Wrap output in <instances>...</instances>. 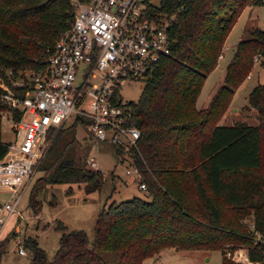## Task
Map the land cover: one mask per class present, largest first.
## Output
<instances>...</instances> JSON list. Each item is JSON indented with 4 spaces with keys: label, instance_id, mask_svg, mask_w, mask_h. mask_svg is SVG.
Masks as SVG:
<instances>
[{
    "label": "trees",
    "instance_id": "obj_1",
    "mask_svg": "<svg viewBox=\"0 0 264 264\" xmlns=\"http://www.w3.org/2000/svg\"><path fill=\"white\" fill-rule=\"evenodd\" d=\"M262 4L264 0H145L147 17L168 22L172 40L171 53L154 66L138 99L127 102L130 123L140 130L131 158L150 199L134 196L103 207L93 241L84 230L59 224L62 233L52 260L27 237L30 264H142L170 247L219 250L223 264H247L230 258L236 249H244L251 264L260 260L264 245L253 240L254 232L264 233V84L254 85L247 95L255 124L217 121L253 59L264 65V28L245 30L206 105L197 108L195 102L240 12ZM72 19L69 0H0V83L23 97L27 87H12L11 80L41 68ZM4 114L13 120L20 116L0 98V159L10 146L2 138ZM88 123L75 116L49 132L50 145L37 167L43 176L30 197L34 213L44 182L100 188L102 174L87 167L90 146L77 133V126L86 131ZM115 153L121 151L115 147ZM2 246L0 241V258Z\"/></svg>",
    "mask_w": 264,
    "mask_h": 264
},
{
    "label": "built area",
    "instance_id": "obj_2",
    "mask_svg": "<svg viewBox=\"0 0 264 264\" xmlns=\"http://www.w3.org/2000/svg\"><path fill=\"white\" fill-rule=\"evenodd\" d=\"M69 2L73 8L71 26L59 34L45 64L27 71L25 78L11 80L12 87H27L24 96L0 83V98L20 113L17 120L7 116L14 141L0 159V186L12 192L0 201L1 226L16 211L22 191L45 157L49 132L71 115L89 121L86 131L95 142L109 143L121 151V157L127 155L131 168L126 174L146 189L131 158L140 130L130 123L131 107L122 99L120 89L133 80L145 81L154 66L171 53L169 23L147 17L145 0ZM86 162L97 165L92 156ZM253 243L264 245V233L254 232ZM18 251L26 253L22 246ZM255 264H264V247Z\"/></svg>",
    "mask_w": 264,
    "mask_h": 264
},
{
    "label": "rangeland",
    "instance_id": "obj_3",
    "mask_svg": "<svg viewBox=\"0 0 264 264\" xmlns=\"http://www.w3.org/2000/svg\"><path fill=\"white\" fill-rule=\"evenodd\" d=\"M151 1L158 3V0ZM250 27L264 28V4L246 6L238 15L224 40L216 66L206 75L202 83L196 100L197 107L202 99L206 101L221 81L222 73L230 60L235 43ZM85 66L83 64L82 71ZM22 75L25 78L28 74ZM91 80L96 82L97 77ZM258 83L264 84V65L259 64V60L253 59L248 75L234 88L229 105L217 122L230 124L233 121H245L247 124H255V112L246 105H248V92ZM143 85V79L133 80L123 85L120 89L122 99L127 102L136 101ZM7 116L4 114L2 117V138L5 141H14ZM73 119L74 115H71L66 123L70 124ZM77 130L78 137H84L85 143L90 146L89 156L96 160L95 168L102 174L103 181L100 188L87 191L85 182H44L36 196L35 205L38 210L34 213L30 205V197L43 176V171L38 169L22 191L16 211L2 226L0 225V241L3 242L0 264H30L31 251L24 244L27 237L34 238L38 246L44 250L47 259L52 260L57 252L62 233L59 224L66 226L67 229H82L86 232L88 239L93 241L95 222L103 207L113 201L119 202L134 196L145 200L150 199V195L144 189L139 188L133 177L126 174V169L131 168L127 155L121 157L118 153L116 154L115 147L109 143L95 142L80 125L77 126ZM11 192L10 189L0 186V201L7 200ZM245 221L249 223L250 219L246 218ZM19 246L25 249V254L18 251ZM230 258L239 263H246L244 249L234 250ZM142 264L223 263L219 250L205 251L170 247L162 249L156 257L146 258Z\"/></svg>",
    "mask_w": 264,
    "mask_h": 264
},
{
    "label": "crops",
    "instance_id": "obj_4",
    "mask_svg": "<svg viewBox=\"0 0 264 264\" xmlns=\"http://www.w3.org/2000/svg\"><path fill=\"white\" fill-rule=\"evenodd\" d=\"M212 92H213V91H212ZM212 92H211V93H212ZM211 93L209 94V96L211 95ZM209 96L207 97L206 101L203 100V99L200 101V103H199V107H197V104H196V102H195V106H196L197 108H202V107H204V106L206 105V103H207V100H208ZM197 97H198V96H197ZM196 100H197V98H196Z\"/></svg>",
    "mask_w": 264,
    "mask_h": 264
},
{
    "label": "water",
    "instance_id": "obj_5",
    "mask_svg": "<svg viewBox=\"0 0 264 264\" xmlns=\"http://www.w3.org/2000/svg\"><path fill=\"white\" fill-rule=\"evenodd\" d=\"M87 167H88L89 169H91V170L96 169L94 166H92V165H90V164H88Z\"/></svg>",
    "mask_w": 264,
    "mask_h": 264
}]
</instances>
